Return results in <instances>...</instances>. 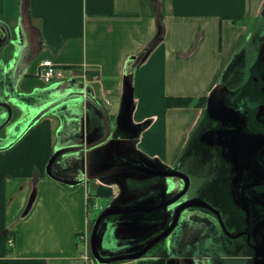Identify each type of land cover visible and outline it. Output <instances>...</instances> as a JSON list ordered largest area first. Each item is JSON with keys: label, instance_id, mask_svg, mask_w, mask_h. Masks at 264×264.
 I'll use <instances>...</instances> for the list:
<instances>
[{"label": "crops", "instance_id": "crops-1", "mask_svg": "<svg viewBox=\"0 0 264 264\" xmlns=\"http://www.w3.org/2000/svg\"><path fill=\"white\" fill-rule=\"evenodd\" d=\"M160 1L164 34L135 71L133 119L139 123L153 116L150 125L163 122L164 144L159 146L160 152L149 153L174 165L172 162L180 155L178 162L182 155V147L183 152L190 137L195 138L202 117L207 115L206 104L167 108V98L189 96L195 105L196 99L210 94L231 61L234 60L236 68L245 65L251 54V39L264 27V0ZM0 19L12 28L21 26L22 42L18 83L13 82L11 73L5 72L6 60L0 61V101L15 106V98L19 97L24 103L35 105L56 96L57 93L45 90L63 80L45 83L36 76L41 63L50 59L67 70L69 78L91 83L99 99L110 102L107 107H112L109 111L113 122L118 113L114 109L118 111L121 107L124 76L131 57L139 55L157 32L152 0H0ZM257 19L256 28L255 23L247 25ZM7 49L0 53V59L7 57ZM207 63L211 66L210 78L202 87L193 80L190 86H197L193 91L173 90L174 68L190 73V69L199 71ZM155 92L158 96L154 98L159 105L164 104L165 110L138 118V105ZM70 106L73 105L45 115L14 146L0 150V264H100L93 256L88 260L83 257L79 235L89 230V206L100 203L99 196L114 198L118 194L117 185L94 179L97 194L91 195L87 190L90 180L70 185L45 174L57 144L78 137L74 133L78 118L67 110ZM175 112L189 113L177 127L178 136L183 134L184 139L176 145L177 155L168 163V138L172 140L177 126L171 114ZM4 119L5 110L0 107V123ZM143 132L137 146L146 152L142 148V145L147 148ZM5 136L0 135V144ZM148 146L157 147L154 142ZM34 170L38 174L33 175ZM37 183L34 202L23 216L29 214L13 231L9 220L23 211L28 193ZM20 184L21 190L16 195ZM7 230L13 232L11 246ZM155 260L109 264H156Z\"/></svg>", "mask_w": 264, "mask_h": 264}, {"label": "water", "instance_id": "water-1", "mask_svg": "<svg viewBox=\"0 0 264 264\" xmlns=\"http://www.w3.org/2000/svg\"><path fill=\"white\" fill-rule=\"evenodd\" d=\"M152 1L157 32L139 55L131 57L124 76V94L116 122L112 120L110 108L97 96L94 86L74 77L47 87L45 91L57 94L39 104L24 103L19 97L15 98V106L9 102L0 101V107L5 110V119L0 123V132L5 130L6 134L1 141L0 150L14 146L45 115L55 113L61 107L73 105L67 110L74 112L78 118L77 124L74 126V133L78 134V137L63 144H57L46 170L52 178L70 185L94 179L105 180L109 184L117 185L119 193L112 198L110 205L97 217L91 233V253L100 264L123 260L160 259L162 255L154 253L151 249L155 243L168 238L173 230V226H170L167 231L158 234L161 230L159 222H151L146 216L151 212L167 214L169 206L174 201L166 198L175 191V184L171 177L177 170V164L175 166L167 165L160 157L151 156L138 148L137 143L140 135L151 124L152 119L139 123H135L133 119L135 71L163 38L162 4L160 0ZM21 43V26L12 28L0 19V53L9 47L7 57L0 61L6 60L4 70L13 75L14 83H18L21 78V73L17 74ZM228 90V86L220 81L209 94L205 111L210 118L220 121L221 126L218 129L204 131L200 140L210 145L216 143L222 146L223 157L233 165V181L236 182L237 180L241 181L247 172L245 163L248 159L249 142L258 136L246 131L245 115L227 104L226 92ZM15 94L18 96L17 93ZM15 110L19 112V117L11 123ZM92 132L93 136L89 137L88 134ZM138 153L157 162V168L163 170V172L155 174L157 181L153 186H155L154 190H158L156 193L151 194L152 192H150V188L147 189V186L138 187V175L133 173L138 171L137 167L121 164L122 166L114 168L117 158L128 160ZM103 156L106 161L102 163ZM94 161L99 162V165L94 166L93 171L90 172L89 165ZM56 162L60 163L61 169L71 162L80 164V169L72 178H67L54 171L53 167ZM106 169L107 172H104ZM110 173L114 176L104 177L105 174ZM35 197L36 192L34 191L29 199L25 214L31 208ZM196 202V200H192L186 205L178 207L175 219L177 220L183 207ZM235 204L247 214L249 213L247 207L238 202ZM256 227H261L264 231V216ZM152 236H155L154 239L146 247L140 244ZM186 259L192 264L195 263L194 258ZM253 264H264V235L255 246Z\"/></svg>", "mask_w": 264, "mask_h": 264}, {"label": "flooded vegetation", "instance_id": "flooded-vegetation-1", "mask_svg": "<svg viewBox=\"0 0 264 264\" xmlns=\"http://www.w3.org/2000/svg\"><path fill=\"white\" fill-rule=\"evenodd\" d=\"M260 30L261 33L255 32L251 39V54L245 65L222 81L229 88L227 104L245 115L246 131L258 136L249 142L247 172L241 181L234 182L233 165L223 157L222 146L201 142L204 131L221 126L220 121L204 115L194 144L185 147L176 163L177 170L171 177L175 191L166 198L174 201L167 214L151 212L146 216L151 222H159L158 234L173 226L169 237L155 243L151 249L166 248L160 259L154 258L156 264H192L186 258H194V264H253L255 246L264 235L262 228L256 227L264 216V27ZM88 136L92 137L93 132ZM105 161L106 158L102 163ZM121 164L138 168L133 172L138 175V187L147 186L151 194L158 191L153 186L157 181L155 174L163 170L157 168V162L138 153L128 160L117 158L114 168ZM98 165L99 162L94 161L89 171ZM79 166L71 162L61 169L56 162L53 168L56 173L72 178ZM192 200L197 202L183 207L176 220L177 208ZM235 202L247 207L249 213ZM154 237L140 244L146 247Z\"/></svg>", "mask_w": 264, "mask_h": 264}, {"label": "rangeland", "instance_id": "rangeland-1", "mask_svg": "<svg viewBox=\"0 0 264 264\" xmlns=\"http://www.w3.org/2000/svg\"><path fill=\"white\" fill-rule=\"evenodd\" d=\"M263 19H264V17H263ZM258 20L259 19H257L256 22L251 20V21H249L247 23V25L251 26V25H253L255 23L254 24V28H256V26L258 25V22H259ZM5 52H6V49L4 50V53ZM209 65H210V63H207L206 67H202L199 71H197L196 68L195 69H190L191 70L190 73L177 72L176 71L177 67L174 68V70L172 72V77H173L172 88H173V90L185 89V90H188V91H190V90L193 91L195 89V87H197V86H192V87L190 86L191 84H194V83H192L193 80L198 84L199 87H202L203 84L207 83L209 81V78H210L211 66H209ZM221 79H222V77L220 76L218 81H217V83L222 81ZM217 83L215 85H217ZM215 85H214V87H215ZM146 92H148V91H146ZM155 96H158L157 92H155L154 96L147 97L146 98L147 100L143 101L142 104L138 105V118L142 117L145 114H151V113H154V112L163 113V111L165 110V108H164L165 106H164L163 103L159 105L158 104L159 102L154 98ZM207 96H209V94ZM197 100L198 99H196V102H197ZM191 106L192 107H195V106L197 107V105H194V104H192ZM110 109L112 110V107H110ZM119 110H120V107H119L118 111H116L114 109V111L118 112V113H119ZM118 113L114 117V122H116V117H117ZM188 113L187 112L171 113L172 116H173V119H175V125H177V126L174 128V136H173L172 140H171V138H168V141L170 142V149H169V156H168V160L169 161H168V163H170L171 161L174 160L175 156L177 155V149H175L176 145L180 144V142H182L183 139H184V135L183 134H180L178 136L177 127L181 126V123L183 122L184 118L187 117ZM18 117H19V112H17V110H15L11 123L15 122L18 119ZM153 118H154L153 116H150L147 119H153ZM147 119H145V120H147ZM138 122H140V121H138ZM164 130H165V128H164V124H163L162 121L147 127L144 130V132H143V137H145V142H146L147 148H145V146L142 145L143 150H145L147 153L153 152V150H156L157 152H160V147L159 146H163L164 141H165ZM2 134H5V130H2L0 132V135H2ZM153 142L157 145L156 149H153V148L151 149V147L148 146V145H150ZM182 149H183V147H182ZM182 149L180 150V154L182 153ZM147 150H149V151H147ZM149 154L151 155V153H149ZM179 156L177 157V159L179 158ZM157 157H159V156L157 155ZM177 159H175L172 162L174 165H176ZM167 165H169V164H167ZM32 174L34 175V174H38V173L34 170ZM45 174L47 175V170H46ZM21 187H22V184H20L19 186L16 187V195L21 190ZM33 190H36L38 192V183L35 186L33 185L31 190H30V192L28 193L27 201H26V204H25V207H24L23 211L21 213H18L16 216L13 215V217L10 218L9 222H11V223L9 225L11 226L13 231L16 230V228L19 225L22 224L21 221L25 217H27L28 214H29L28 213L26 216H23V213H24V211H25V209L27 207L28 201L30 199V196H31ZM87 190H88V193H90L91 195H96L97 194V187L95 185L94 180H90V182H89V184L87 186ZM26 194H27V191L25 190L23 195L26 196ZM97 199L100 202V205L102 206V208L95 209L92 205L89 206L88 221H89L90 234L92 233V229H93L95 220L101 214V212L110 205V203L112 201L111 198L105 197V196H99ZM82 248H83V243L81 242L80 243V249L82 250ZM159 248L160 247L154 249L153 252L162 255L164 253V250H166V248H160V249Z\"/></svg>", "mask_w": 264, "mask_h": 264}, {"label": "built area", "instance_id": "built-area-1", "mask_svg": "<svg viewBox=\"0 0 264 264\" xmlns=\"http://www.w3.org/2000/svg\"><path fill=\"white\" fill-rule=\"evenodd\" d=\"M36 76L45 83H50L53 81H62L66 80L69 77V74H67V70L64 68L58 66L56 63H54L52 60L47 59L44 60L40 67L38 72L36 73ZM110 103L109 101L107 103H104L106 106ZM116 195V194H115ZM90 197V195H88ZM93 207L95 209L102 208L100 203L95 202L93 204ZM79 240L83 243V257L88 260L91 258V248H90V240H91V234L89 230L84 231L81 235H79ZM9 244H14V239H9Z\"/></svg>", "mask_w": 264, "mask_h": 264}, {"label": "trees", "instance_id": "trees-1", "mask_svg": "<svg viewBox=\"0 0 264 264\" xmlns=\"http://www.w3.org/2000/svg\"><path fill=\"white\" fill-rule=\"evenodd\" d=\"M163 34H164V28H163L162 35ZM235 66H236V63L234 62V60L231 61L223 73L222 81L229 78V76H231V74H233L238 69ZM207 98H208L207 96L201 97L199 99V101H197V103H195V105L204 106L207 102ZM192 104H194V99L192 97H189V96L168 97L166 100V107L167 108H169V107H186V106H190ZM194 142H195V138H194V136H191L190 139L188 140L187 144H186V147L194 144ZM12 233L13 232L7 230V232H6L7 238H9Z\"/></svg>", "mask_w": 264, "mask_h": 264}]
</instances>
